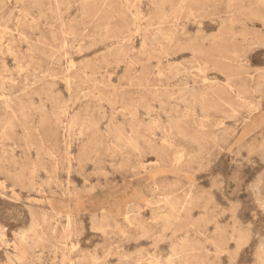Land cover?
I'll list each match as a JSON object with an SVG mask.
<instances>
[{"label": "rangeland", "instance_id": "obj_1", "mask_svg": "<svg viewBox=\"0 0 264 264\" xmlns=\"http://www.w3.org/2000/svg\"><path fill=\"white\" fill-rule=\"evenodd\" d=\"M0 264H264V0H0Z\"/></svg>", "mask_w": 264, "mask_h": 264}, {"label": "bare ground", "instance_id": "obj_2", "mask_svg": "<svg viewBox=\"0 0 264 264\" xmlns=\"http://www.w3.org/2000/svg\"><path fill=\"white\" fill-rule=\"evenodd\" d=\"M155 98H156V97H155ZM52 202H53V201H52ZM52 202H51V203H52ZM64 205H65V203H64ZM105 216H106V215H105Z\"/></svg>", "mask_w": 264, "mask_h": 264}]
</instances>
